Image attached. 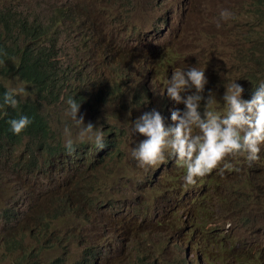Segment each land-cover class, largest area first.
I'll return each mask as SVG.
<instances>
[{"label":"rangeland","instance_id":"1","mask_svg":"<svg viewBox=\"0 0 264 264\" xmlns=\"http://www.w3.org/2000/svg\"><path fill=\"white\" fill-rule=\"evenodd\" d=\"M221 8L234 16L217 27ZM0 13L14 24L27 19L20 29L49 27L46 39L22 37L21 47L52 48L68 83L56 101L27 83L29 97L19 101L39 102L63 145V128L71 126L64 100L84 97L78 115L101 126L105 141L116 138L114 149H96L90 164L67 174L37 175L25 147L8 149L0 159V264H264V146L260 171L239 158L223 174L214 168L197 178L200 189L208 186L197 208L199 187L184 186L179 164L137 166L130 147L143 136L128 126L152 109L174 123L171 111L183 105L153 85L186 65L205 67L204 95L215 94L216 110L223 112L224 84L233 79L247 99L264 80V0H0ZM16 80L0 76L4 85ZM100 90L109 94L105 107Z\"/></svg>","mask_w":264,"mask_h":264},{"label":"clouds","instance_id":"2","mask_svg":"<svg viewBox=\"0 0 264 264\" xmlns=\"http://www.w3.org/2000/svg\"><path fill=\"white\" fill-rule=\"evenodd\" d=\"M233 16L230 9L221 8L216 26L220 27L222 21H229ZM237 79L224 84V110L221 112L214 107L220 102L215 94L209 91L207 96L204 95L207 84L205 67L186 65L173 70L170 78H166V83L163 86L153 85V90H158L159 95H164L166 90L169 98L183 105V108L171 111L170 119L174 123L166 125L160 111L152 109L143 112L128 125L131 135L139 133L143 136L135 146L130 147V156L137 166L147 170L166 159L179 164L185 169L181 177L184 186L195 189V192L199 187V195L192 198L197 208V203L208 188L203 186L200 189L196 184L197 178L205 176L214 168L223 174L225 170L235 168L234 161L239 158L249 165L254 162L255 171H260L263 166L260 152L264 146V80H260L245 99L242 96L244 88ZM27 85L23 80L6 84L0 107L6 105L15 109L18 98L29 97ZM64 103V117L71 121V126L65 125L63 128L65 150L71 154L77 143H88L98 150L104 148L106 138L102 127L94 126L92 122L85 123L84 115H78L81 101L69 96ZM7 123L14 134H19L31 120L26 115H20L10 118ZM176 187H170L168 191L175 193ZM187 193L188 190L184 193L186 198ZM261 211L264 213V209ZM247 221L246 217L242 218L241 224L246 226Z\"/></svg>","mask_w":264,"mask_h":264},{"label":"trees","instance_id":"3","mask_svg":"<svg viewBox=\"0 0 264 264\" xmlns=\"http://www.w3.org/2000/svg\"><path fill=\"white\" fill-rule=\"evenodd\" d=\"M27 22V19L19 18L15 24L0 13V67L3 63L8 66L4 67L5 74H17L20 79L32 86L44 100L56 101L59 99L63 90H67L68 83L61 79L56 65V57L52 48L44 51L35 48L21 47L22 37H31V43L46 39L49 34L48 26L36 25L31 23L23 25L20 29V22ZM14 28L12 29V27ZM9 35V37H7ZM17 58V60H16ZM16 60V64L14 62ZM74 86L72 90H75ZM78 89V88H77ZM5 91V85L0 82V98ZM78 90L75 95H78ZM109 94L100 90L97 94V102L101 107H105ZM112 97V95H110ZM80 101L84 102L82 97ZM89 102V100H87ZM39 102H21L19 101L15 109L9 106L0 107V159L5 157L8 149L21 146L25 147L30 153V162L28 168L37 175H53L61 172L67 174V171L79 170L91 163L96 148L91 146L80 147L75 145L74 151L69 154L64 146L56 138L49 120L44 115ZM20 115H26L30 118L31 123L19 134H14L10 130L7 121L10 118H18ZM105 148L111 151L115 148L116 138L105 141ZM39 152V153H38ZM114 165L110 160V168ZM20 169L23 165H15ZM175 187V184L172 185ZM206 194L202 196L198 206L203 201ZM90 260L84 262H74L72 264H89ZM36 264V263H30ZM52 264H63L61 258H56Z\"/></svg>","mask_w":264,"mask_h":264},{"label":"bare ground","instance_id":"4","mask_svg":"<svg viewBox=\"0 0 264 264\" xmlns=\"http://www.w3.org/2000/svg\"><path fill=\"white\" fill-rule=\"evenodd\" d=\"M191 26V25H190ZM93 48V47H92ZM89 49V48H88ZM167 52V51H166ZM98 76H99V74H98ZM101 76V75H100ZM99 78V77H98ZM81 92V91H80ZM110 114V113H109ZM100 119V118H99ZM109 151V150H108ZM39 153V152H38ZM19 212V211H18ZM20 214V213H19ZM241 237V236H240ZM238 240V239H237ZM236 241V240H235ZM232 242H234V241H232ZM237 242V241H236ZM236 246V245H235ZM234 249H235V247H234ZM238 249H239V246H238ZM240 249H241V247H240ZM246 253V252H245ZM236 255H237V253H235ZM246 255V254H245ZM245 255H243V256H245ZM242 256V257H243ZM241 257V256H240ZM244 258V257H243ZM246 259H247V257H246ZM238 261H239V259H237Z\"/></svg>","mask_w":264,"mask_h":264}]
</instances>
